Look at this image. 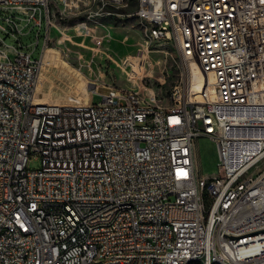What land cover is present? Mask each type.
Returning <instances> with one entry per match:
<instances>
[{"label": "built area", "instance_id": "obj_1", "mask_svg": "<svg viewBox=\"0 0 264 264\" xmlns=\"http://www.w3.org/2000/svg\"><path fill=\"white\" fill-rule=\"evenodd\" d=\"M52 1L0 9L41 28ZM93 1L94 17L135 1L148 42L174 39L207 79L190 70L170 107L96 85L86 103L37 101L44 49L9 43L22 29L0 15V264H264V230L226 235L264 228V0ZM202 136L218 173L200 171Z\"/></svg>", "mask_w": 264, "mask_h": 264}, {"label": "rangeland", "instance_id": "obj_2", "mask_svg": "<svg viewBox=\"0 0 264 264\" xmlns=\"http://www.w3.org/2000/svg\"><path fill=\"white\" fill-rule=\"evenodd\" d=\"M136 8L133 1L128 7L114 9L110 15L94 17L93 0H74L67 6L53 0L50 21L46 24L44 13L41 28L34 19L29 20V14L17 10L0 9V15H16L22 29L20 39L4 35L9 43L21 41L33 51L34 58L41 57L47 43L52 48L38 84L42 101L86 103L96 85L99 93L108 92L109 86L130 88L152 103L173 106L184 100V91L181 95L176 90H185L191 63L183 59L174 39L148 42ZM76 70L84 76L86 89L76 85ZM100 99L101 95L96 93L94 102ZM198 156L204 175L219 172L221 157L215 140L200 137ZM39 164L40 158L32 156L29 166ZM205 198L209 205V195Z\"/></svg>", "mask_w": 264, "mask_h": 264}, {"label": "bare ground", "instance_id": "obj_3", "mask_svg": "<svg viewBox=\"0 0 264 264\" xmlns=\"http://www.w3.org/2000/svg\"><path fill=\"white\" fill-rule=\"evenodd\" d=\"M50 36V34H49ZM52 48L49 45V43H47V45L45 46L44 49V53H43V66L46 65V63H48L49 56H50V52H51ZM57 59V58H56ZM55 61V60H54ZM76 74V79H77V83L76 85H78V88L83 87V89H86L88 87L86 80L84 79V76L82 75L81 72H79L78 70L75 71ZM191 75L192 78L198 82V85L202 84L203 82V77H205L207 79V73L201 68V66L199 65V63L192 61L191 62ZM74 76V75H73ZM40 86V85H39ZM39 86L37 87V94H36V100L37 101H42L43 98L38 94L42 88L40 89ZM90 86V85H89ZM42 87V86H41ZM77 87V86H76ZM81 89V88H80ZM51 92V91H50ZM61 94V93H60ZM50 95V94H49ZM47 98V97H46ZM51 98V97H50ZM57 99V98H56ZM67 99V97H66ZM49 101V100H48Z\"/></svg>", "mask_w": 264, "mask_h": 264}, {"label": "water", "instance_id": "obj_4", "mask_svg": "<svg viewBox=\"0 0 264 264\" xmlns=\"http://www.w3.org/2000/svg\"><path fill=\"white\" fill-rule=\"evenodd\" d=\"M262 230H264V228H261V229H258V230H254V231H250V232H246V233H243V234H239V235H229V234H226V233H224V232H222V233H224V234H226V235H228L230 238H237V237H239V236H243V235H247V234H251V233H255V232H258V231H262Z\"/></svg>", "mask_w": 264, "mask_h": 264}]
</instances>
